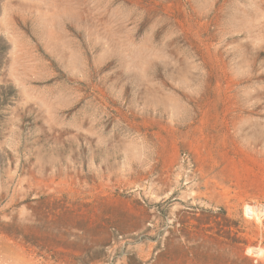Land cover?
<instances>
[{
  "label": "rangeland",
  "instance_id": "obj_1",
  "mask_svg": "<svg viewBox=\"0 0 264 264\" xmlns=\"http://www.w3.org/2000/svg\"><path fill=\"white\" fill-rule=\"evenodd\" d=\"M0 264H264V0H0Z\"/></svg>",
  "mask_w": 264,
  "mask_h": 264
}]
</instances>
